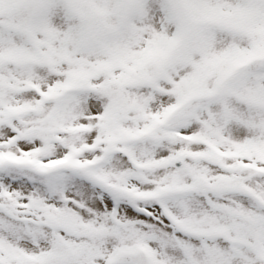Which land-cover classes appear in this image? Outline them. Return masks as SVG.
I'll list each match as a JSON object with an SVG mask.
<instances>
[{"label":"snow or ice","instance_id":"obj_1","mask_svg":"<svg viewBox=\"0 0 264 264\" xmlns=\"http://www.w3.org/2000/svg\"><path fill=\"white\" fill-rule=\"evenodd\" d=\"M0 264H264V0H0Z\"/></svg>","mask_w":264,"mask_h":264}]
</instances>
